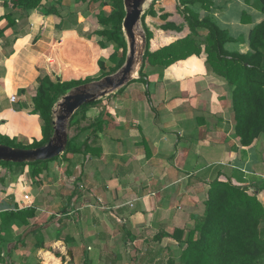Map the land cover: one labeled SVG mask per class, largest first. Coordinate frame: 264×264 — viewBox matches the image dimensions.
<instances>
[{
  "label": "crops",
  "instance_id": "crops-1",
  "mask_svg": "<svg viewBox=\"0 0 264 264\" xmlns=\"http://www.w3.org/2000/svg\"><path fill=\"white\" fill-rule=\"evenodd\" d=\"M46 2L57 7L61 16H46L36 9L14 10L11 6L4 7L0 0V55H4L0 57V134L22 143L25 141L32 143L35 139L43 138L41 117L33 112L32 100L27 95L29 90L37 89L38 78L43 75H48L52 79L57 76V81L96 78L101 74L99 61L103 57L102 52L104 49L106 51L102 44L103 39L99 41L100 43L95 42L94 34H86L82 30L85 28L84 23L78 24L79 17L84 19L83 22L88 18L79 11L85 0ZM212 11L218 25L228 31L234 39L227 44V49L232 52L248 53L251 50L250 32L255 25L264 20V14L248 5L246 0H214ZM244 11L250 14V23H242ZM209 73L210 70L205 74L184 75L178 78L170 77L164 69L162 80L164 83L169 86L170 84L190 86L189 91L180 88L179 94L190 93L191 117L182 106L183 96L178 95L179 98L175 96V106L180 102L181 107L175 113L172 111L169 113V121L162 120V115L151 110L145 94H141L142 80L134 81L123 93L109 97L114 108L109 112V116L107 113L100 117L104 126L102 125L96 136L94 135L96 141L91 144L96 151L82 154L84 159L81 163L85 168L88 161H92L93 166L97 168L94 177L90 176L88 172L92 170L88 168H85L82 174L84 173V178L94 180L95 186L97 185L100 190V193L96 192L97 198L106 199L111 205L106 209L99 206L104 211L89 209L92 204L84 202L83 199L86 197L82 195V190L77 185L74 186V179L78 177L70 172L61 177L62 186L53 191L49 202L52 207H47L43 205L44 199L38 198L45 185L33 181L32 178L29 188L22 189L24 187H20L11 173V167L0 166V213L27 209L33 212V215L27 218L28 223H23L19 219L4 223L0 216V264H73L86 260L87 247L91 244H96V253L99 248L103 250L104 243L111 244L110 231L117 228L111 210L117 207L114 205L118 196L124 194L123 190L116 192L113 181L126 183L129 170L122 169L118 173L117 167L119 164L121 166L127 164L128 160L136 159V155L132 157L133 149L143 150L142 153L145 155L140 161L141 164L151 165L154 162L159 167L156 174L154 170L152 176L148 177L149 182L180 184L187 178L183 176L181 170L191 171L189 176H192L205 168L217 165L211 174L213 178L220 174L222 179L230 178L236 183L247 185L251 193L257 192L264 203V134L247 147L241 145L239 137L236 143L220 141L217 138L225 132L218 124L219 120H225L232 115V86L226 79H215L213 74ZM200 84L205 85V88H198ZM162 89L163 97L168 98L167 87L164 86ZM218 90L220 91L217 95L227 90L226 102L230 103V111L220 109L219 100L214 104L210 103L211 92L217 93ZM198 96L205 98V103L203 101L200 106L194 102ZM13 97L16 99L13 100ZM163 100L159 97L155 101L161 104ZM192 105L195 109H192ZM189 118L192 123L194 119L191 126H187ZM211 118H215L216 121H212ZM171 150H174L173 155L165 160L161 158ZM174 160L176 162H173ZM76 162L80 163V160L76 159ZM179 164L180 166L183 164L184 168ZM133 165L139 164L133 161ZM102 167L111 168L115 179L106 180L103 175L106 169H99ZM204 181H206L204 178L195 177L191 185H199ZM211 182L207 181L208 189ZM179 186L174 188L175 191L172 190L173 201L178 199L176 191ZM20 190L28 192L29 197L25 198L27 195H22ZM50 190L52 191L51 188ZM164 194V192L160 194L163 204ZM72 195L76 196L78 204L74 209L70 207ZM188 197L193 201L197 196L191 194ZM136 199L131 201L133 206ZM168 201L171 202L169 198ZM139 206L138 203L135 205V215L130 217L128 228L132 233L134 230L149 228L154 222L152 214L167 213L166 206H159L160 211L154 213L148 208L145 209V206L140 210ZM194 209L195 207H191V211L195 213ZM75 212L77 215H71ZM107 212H110V216ZM101 215L108 217L106 224L101 223L99 219ZM169 215L173 216L171 212ZM201 215L203 212L198 214L199 217ZM92 229H98V232L90 235ZM161 240L158 239V243ZM138 252L145 254L143 250ZM154 252L151 247L146 254L148 256Z\"/></svg>",
  "mask_w": 264,
  "mask_h": 264
},
{
  "label": "trees",
  "instance_id": "trees-1",
  "mask_svg": "<svg viewBox=\"0 0 264 264\" xmlns=\"http://www.w3.org/2000/svg\"><path fill=\"white\" fill-rule=\"evenodd\" d=\"M246 3L264 14V0H246ZM2 4L4 7L11 6L14 10L36 9L46 16H61L60 10L50 6L46 0H2ZM105 5L111 6V10L108 14L100 12L103 29L97 31V34L115 45L114 56H120L121 62L108 72L105 71V61L100 60L99 65L103 70L100 77L119 69L127 53L123 33L124 2L107 0ZM213 6L214 0H156L143 19L148 36L145 64L150 61L160 65L170 77L178 78L205 74L211 69L220 72L232 86L236 134L241 145L247 147L264 134V20L250 32L251 50L248 53L232 52L226 46L234 39L218 25L212 13ZM202 10L207 11L208 15L202 16ZM241 21L244 24L251 22L247 11L243 12ZM200 38L204 40L200 41ZM144 78L142 70L139 80L143 81ZM94 79L97 78L54 81L48 75L40 76L32 105L33 112L41 117L43 138L25 145L17 139L0 134V143L23 148L46 144L54 131L53 107L56 101L68 89ZM101 101L83 105L71 120L80 110ZM95 124L92 142L87 137L81 147L69 138L66 152L53 160L68 153L95 152L96 149L91 144L96 141L95 136L103 123L99 120ZM50 161H0V166H31L35 173H41L42 166L45 168ZM220 176L219 174L210 184L206 209L198 218L197 227L189 230L177 228L172 234L161 233L157 239L170 236L180 244H185L182 264H264V229L261 227L264 203L257 192L251 193L247 185L236 183L230 178L222 179ZM32 215L33 212L29 209L0 213L4 223L13 219L28 223L27 218Z\"/></svg>",
  "mask_w": 264,
  "mask_h": 264
},
{
  "label": "rangeland",
  "instance_id": "rangeland-1",
  "mask_svg": "<svg viewBox=\"0 0 264 264\" xmlns=\"http://www.w3.org/2000/svg\"><path fill=\"white\" fill-rule=\"evenodd\" d=\"M105 1L107 0H85L84 5L79 7L80 8L79 11H82L84 16L88 18H86V21L83 22L84 19L83 18L80 19L79 17L77 21L79 22L78 24H80V22L82 24L84 23L85 28L83 27L82 29L83 31H85L84 33L90 35L94 34L95 42L100 43L101 39H103L102 44L104 45L106 43V46L104 45L106 51L104 49V52H102L103 57L101 60H104L106 63L105 71L111 72L113 69L116 68L118 64H120L121 61H120V56L117 57L114 56L116 53L115 45L107 41L106 38L97 35V31L103 29V25L100 23V12L103 11V13L108 14L111 10V6L109 5L104 6ZM82 12H80V14H82ZM205 15H208V12L202 10V16ZM203 40H204L203 38H200V41ZM2 56L4 55H0V57ZM102 72L103 70L101 71V74ZM143 73L145 75V78L143 81L140 82L141 87L143 89L141 94H145L151 110L161 114L162 120L166 119L169 121V113L171 111L175 113L176 110H178L179 107H181L180 102H178L177 106H175L176 105L175 96L180 95L179 94L180 88L183 87V89L189 91L190 86L188 85L175 86V84H170L169 86L168 84L164 83L162 81L164 79V68L160 65L153 64L150 61L146 62L145 67L143 69ZM101 74L96 78L100 77ZM209 74H213V77L215 79L224 78L220 72L215 71L213 69L210 70ZM53 80L57 81V76L53 77ZM132 83H130L129 85H132ZM128 86L122 89L119 93H123ZM164 86L167 87L168 98L163 97L164 92L162 87ZM201 87L205 88V85L200 84L198 88ZM219 91L220 90H218L217 93L211 92L212 101H210V103L214 104V102L216 103L219 100L221 106L220 109L222 110L229 109L230 111V103L226 102V99L228 97L227 90L217 95ZM195 93H197L196 89H195ZM35 94H36V89H33V91L29 90L27 93V95L31 98V100L33 99ZM113 96L116 95H112V97ZM180 96H183L184 103L182 104V106L184 107V110L187 111L189 117H191L192 112L190 110H191L192 100L190 98L191 97L190 93L186 92V95H180ZM180 96H178L177 98H179ZM231 96H232V88H231ZM159 97L161 99H164L163 103L161 104L158 101H155ZM224 99L225 101H223ZM204 100H205L204 97L202 98V96H198V99L194 100V102L197 106H200L202 105V102ZM185 104H187V106H185ZM112 108H114V106L111 104V98H110L109 100H102L97 104L90 105L85 109L80 110L78 115L69 123V128H68L69 137L72 138L73 141L75 140L79 145H81V147L87 140L85 138L86 136L89 135L88 137H90L89 140L91 141L93 139V137L91 136H93V133H95L93 132L94 126L96 125L95 123L101 120L100 117L107 115V113L109 116V112L111 111ZM192 109H195L193 105H192ZM231 112L232 115L230 118H227L225 120L224 119L219 120L218 124L225 129V132L223 133V135L220 134L219 137L217 136L216 137L219 138L220 141L236 143L238 136L236 134L233 107H231ZM211 120L216 121L215 118H211ZM191 121H192L191 118H189V121L187 122V126H191L194 123V119H193V123ZM23 144L29 145L30 143L25 141L23 142ZM142 152H143L142 149L141 151L139 148L137 150L133 149L132 157L133 155H136V159L128 160L127 164L125 163L122 166L119 164V166L117 167L118 173L121 172L122 169L129 170L126 183L120 182L119 180H114L115 177L114 175H112L111 168L109 167L99 168L102 170L104 168L106 169L103 173L106 180L112 179L115 181V182L113 181V186L117 193L118 191L121 190L124 191L123 196H118L119 198L116 200V204L114 206L117 207L111 210L113 212L112 217L117 224V228H113V230L110 231L111 232L110 237L112 238L111 244L104 243L103 250H101L102 248H99L97 253L95 251L97 249L96 244H91L90 247L89 246L87 247L88 256L86 260H83L81 262L78 261L73 264H172V261H174L173 264H182V252L186 245L180 244L178 241H176L174 238L170 236H162V240L159 241L158 243L157 237L161 233H166L167 231H168L167 233L172 234L177 228L189 230L197 227L198 217H199L198 214L200 212L204 213L206 209V201H207L206 189H208L206 184L208 180L213 181L215 179L211 176V174L213 172V168H215L217 165L205 168L202 171L192 176H189L191 171L181 170L183 176L185 175L184 177L187 178L183 182H180V184H169V183L166 184V182H159V181L149 182L148 177L152 176V172L154 170L156 174V170H159V167L158 165L154 164V162H152L151 165H148L147 163L141 164L140 161L142 160V157L145 155ZM173 153L174 150L173 151L171 150V152L168 151L166 154H163L164 156L161 158L164 160L166 158L168 159L171 155H173ZM82 154L84 153H77V154L68 153L66 156L60 157L57 160H51L46 165L45 168L42 166L43 169L41 173H35L31 166H16V167L6 166V167H11L12 169L11 173L13 174V176H15L17 183L20 184V187H24L22 189L29 188L30 186L29 184L31 183L32 178L34 179V180L32 179L33 181H36L37 183L39 182L41 183V185H45L42 194L38 198L44 199L43 205L45 204L44 206L47 207H52V204H50L49 202H50V196H52L53 191H57L56 188L58 189V187L62 186V182H61L62 180L60 181L61 177L66 173L69 174L70 172L73 175H76V177H78L77 179H74L75 181L74 186L77 185V187L80 188V190H82L81 191V193H83L82 195H85L86 197L85 199H83L84 202L92 204L89 207V209L104 211V209L100 208L99 206H102L106 209V207L111 205L108 203L106 199L100 200L97 198L96 192L100 193V190L97 188V185L95 186L94 180L88 178L89 181H87L88 179L84 178L83 176L84 173L82 174V172H84V169L88 168L92 170V172H88V173L90 174L91 177L92 176L94 177L96 173L95 170H97V168L93 166L92 161H88L87 165H85L86 167L84 168V164H81L84 159L82 158L83 157ZM76 159H79L80 163L76 162ZM133 161H135V163L139 165H133ZM173 162L176 161L174 160ZM181 166L183 167V164H181ZM20 177H22L21 180H19ZM79 177H81V179H79ZM195 177L201 179L204 178L206 181H204V183H201L199 185H191L192 179ZM178 185H180L179 189H177L176 191L178 194V199L177 201H173L174 195L172 194V192L175 191L174 188H176ZM50 188L52 189V191L50 190ZM20 191H22L21 193L22 195L24 194L27 195L25 196V198L29 197L28 192L24 193L23 191L25 190H20ZM163 192L165 193L164 199L167 198V200L163 199V202L165 201L164 204L162 203V198L160 197V194ZM191 194H195V196H197L196 198L195 197L193 198V201H190L188 197ZM74 196L75 195L71 196V203H70V207H72L73 209L78 207L77 201L75 199L76 196L75 197ZM168 198L170 199L171 202L168 201ZM134 199H136L135 205H137V203L140 204L139 206L140 210H142L145 206V209L148 208L150 212L154 213V211H160V207L166 206L165 208L167 213L165 215H160L158 213L152 214L151 217L154 218V222L152 223L151 226H149V228H144V230L143 229L134 230V233H132L130 232L128 227L130 226L129 223V221H131L130 217L135 215L134 211H136L135 205L133 206V203L131 202ZM113 201L115 200L113 199ZM190 206L195 207V209L193 210V211L196 210L195 213L191 211ZM170 212L171 214H173V216L169 215ZM71 215L74 216L77 215V213L75 212ZM107 215L110 216V212H107ZM107 218H108L107 216L105 218L104 215H101L99 219L101 223H105L106 221L108 222V220H106ZM152 218H151V222L153 220ZM261 227L264 229V224H261ZM98 229L97 230L92 229V231H90V235L95 233V231L98 232ZM103 231L105 230L103 229ZM104 233L106 235V232ZM44 238H46V236ZM151 247L153 248V252L154 251L155 252L147 256L146 253L148 252V249H150ZM138 250H143L145 254H139Z\"/></svg>",
  "mask_w": 264,
  "mask_h": 264
},
{
  "label": "water",
  "instance_id": "water-1",
  "mask_svg": "<svg viewBox=\"0 0 264 264\" xmlns=\"http://www.w3.org/2000/svg\"><path fill=\"white\" fill-rule=\"evenodd\" d=\"M155 1L123 0L125 9L123 33L127 53L121 67L113 73L68 89L53 107L54 131L49 141L33 148L0 143V161L34 163L50 161L62 155L69 144V123L83 105L116 95L130 83L141 78L148 49V36L143 19Z\"/></svg>",
  "mask_w": 264,
  "mask_h": 264
},
{
  "label": "built area",
  "instance_id": "built-area-1",
  "mask_svg": "<svg viewBox=\"0 0 264 264\" xmlns=\"http://www.w3.org/2000/svg\"><path fill=\"white\" fill-rule=\"evenodd\" d=\"M12 99H13V100H15L16 98H15V97H13Z\"/></svg>",
  "mask_w": 264,
  "mask_h": 264
}]
</instances>
